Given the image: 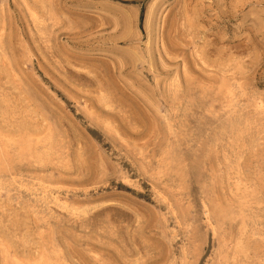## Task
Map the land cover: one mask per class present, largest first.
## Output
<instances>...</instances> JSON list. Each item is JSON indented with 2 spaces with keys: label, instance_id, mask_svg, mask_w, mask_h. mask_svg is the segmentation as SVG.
I'll return each mask as SVG.
<instances>
[{
  "label": "rangeland",
  "instance_id": "rangeland-1",
  "mask_svg": "<svg viewBox=\"0 0 264 264\" xmlns=\"http://www.w3.org/2000/svg\"><path fill=\"white\" fill-rule=\"evenodd\" d=\"M0 264H264V0H0Z\"/></svg>",
  "mask_w": 264,
  "mask_h": 264
}]
</instances>
